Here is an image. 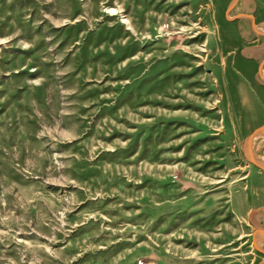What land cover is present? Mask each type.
<instances>
[{
    "label": "rangeland",
    "instance_id": "374dc122",
    "mask_svg": "<svg viewBox=\"0 0 264 264\" xmlns=\"http://www.w3.org/2000/svg\"><path fill=\"white\" fill-rule=\"evenodd\" d=\"M260 128L264 0H0V264H264Z\"/></svg>",
    "mask_w": 264,
    "mask_h": 264
},
{
    "label": "bare ground",
    "instance_id": "6f19581e",
    "mask_svg": "<svg viewBox=\"0 0 264 264\" xmlns=\"http://www.w3.org/2000/svg\"><path fill=\"white\" fill-rule=\"evenodd\" d=\"M258 133H264V128H260L255 134H258ZM247 143H249V142H247ZM250 160H252L251 156H250ZM252 162L254 163V161H252ZM257 164H259L258 165L259 167L264 168V164H261V163H257Z\"/></svg>",
    "mask_w": 264,
    "mask_h": 264
},
{
    "label": "crops",
    "instance_id": "0c3cea01",
    "mask_svg": "<svg viewBox=\"0 0 264 264\" xmlns=\"http://www.w3.org/2000/svg\"><path fill=\"white\" fill-rule=\"evenodd\" d=\"M255 164H257V163H255ZM257 165H259V164H257ZM262 169H264V168H262ZM263 234H264V231H261ZM258 248V247H257ZM260 249V248H259Z\"/></svg>",
    "mask_w": 264,
    "mask_h": 264
}]
</instances>
